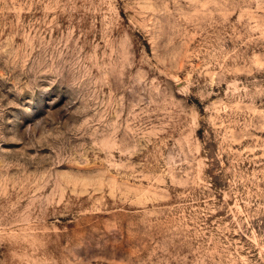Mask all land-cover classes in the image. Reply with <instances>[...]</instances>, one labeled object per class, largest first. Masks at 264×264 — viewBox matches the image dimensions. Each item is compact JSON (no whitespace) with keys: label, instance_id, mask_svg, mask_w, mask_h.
Returning a JSON list of instances; mask_svg holds the SVG:
<instances>
[{"label":"rangeland","instance_id":"374dc122","mask_svg":"<svg viewBox=\"0 0 264 264\" xmlns=\"http://www.w3.org/2000/svg\"><path fill=\"white\" fill-rule=\"evenodd\" d=\"M0 264H264V0H0Z\"/></svg>","mask_w":264,"mask_h":264}]
</instances>
